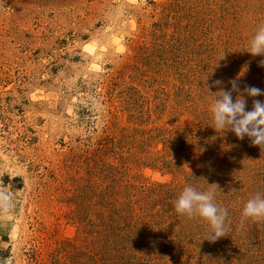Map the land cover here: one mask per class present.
Returning a JSON list of instances; mask_svg holds the SVG:
<instances>
[{"label": "rangeland", "instance_id": "374dc122", "mask_svg": "<svg viewBox=\"0 0 264 264\" xmlns=\"http://www.w3.org/2000/svg\"><path fill=\"white\" fill-rule=\"evenodd\" d=\"M261 25L264 0H0V264H264V221L240 223L264 155L211 128L207 89H264ZM207 183L215 244L173 206ZM135 226L146 249L116 246Z\"/></svg>", "mask_w": 264, "mask_h": 264}, {"label": "clouds", "instance_id": "9594fccd", "mask_svg": "<svg viewBox=\"0 0 264 264\" xmlns=\"http://www.w3.org/2000/svg\"><path fill=\"white\" fill-rule=\"evenodd\" d=\"M242 52H247L253 58L261 57L258 67L264 69V25L257 28L247 50ZM211 88H216L217 91L212 93ZM207 89L217 97L211 106L213 120L211 128L216 133L227 129V132L233 133L241 141L247 138L250 146L258 147L261 155H264V100L259 99L264 97V89L247 84L241 87L239 76L227 82L222 79L214 80L211 84L207 83ZM248 99L252 101L250 109L247 107ZM198 180L206 181L203 177ZM207 185V191H201L193 185L185 186L173 206L178 215L186 216L188 219L198 217L206 222L209 231L205 240L215 244L226 238L229 212L228 208L215 202L219 186L208 183ZM246 221L254 223L264 221V195L256 193L246 201L241 213V225Z\"/></svg>", "mask_w": 264, "mask_h": 264}, {"label": "trees", "instance_id": "16d2710c", "mask_svg": "<svg viewBox=\"0 0 264 264\" xmlns=\"http://www.w3.org/2000/svg\"><path fill=\"white\" fill-rule=\"evenodd\" d=\"M144 227H147V228H149L150 227V225L149 224H147V225H145ZM138 229V227L137 226H135V227H132L131 228V231H128V232H123V235H121L120 237H118V239H119V241H116V246H120L122 243H126V244H128V243H130V244H132V245H135L136 247H139L137 244L139 243V244H142V248H144V249H146V247L148 246V242L147 241H149L150 240V233L149 234H147V236H148V238H149V240H147L146 239V241L144 240V239H142V238H140V237H138V236H136V233H138L137 231V229ZM134 236H136V237H134ZM137 239V240H136ZM140 240H142V241H140ZM136 242H138V243H136ZM110 242L108 241V243H107V246H110V244H109ZM135 247V248H136ZM142 248H140V250H142ZM107 253H110V252H106L105 253V255H107ZM108 256V255H107ZM101 259H104V257L103 258H101ZM112 259V264H121V263H119V259H118V257H116V255H114L113 256V258H111ZM106 260V259H105ZM105 260H102V262L103 263H107V262H105ZM139 261V260H138ZM99 264V263H98Z\"/></svg>", "mask_w": 264, "mask_h": 264}]
</instances>
